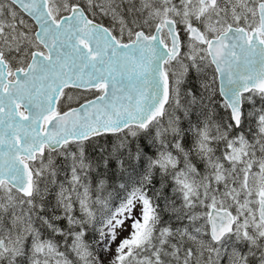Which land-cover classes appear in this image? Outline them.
<instances>
[{"label":"snow or ice","instance_id":"1","mask_svg":"<svg viewBox=\"0 0 264 264\" xmlns=\"http://www.w3.org/2000/svg\"><path fill=\"white\" fill-rule=\"evenodd\" d=\"M0 264H264V0H0Z\"/></svg>","mask_w":264,"mask_h":264},{"label":"rangeland","instance_id":"2","mask_svg":"<svg viewBox=\"0 0 264 264\" xmlns=\"http://www.w3.org/2000/svg\"><path fill=\"white\" fill-rule=\"evenodd\" d=\"M105 23H108V21L106 20Z\"/></svg>","mask_w":264,"mask_h":264}]
</instances>
